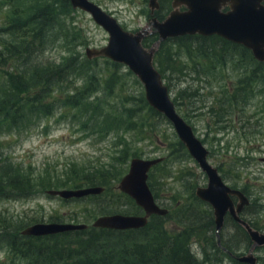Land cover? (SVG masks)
Wrapping results in <instances>:
<instances>
[{"label": "rangeland", "instance_id": "374dc122", "mask_svg": "<svg viewBox=\"0 0 264 264\" xmlns=\"http://www.w3.org/2000/svg\"><path fill=\"white\" fill-rule=\"evenodd\" d=\"M91 1L113 15L126 30L136 32L147 24V0ZM10 16L11 8L0 0V56L8 39L2 28ZM64 24L70 36H58L39 59L55 65L66 64L69 59L71 64L86 60L90 68L84 73L76 71L68 79L66 75L62 77V84L51 94L58 103L50 116L37 119L29 129L0 130L1 173L4 167H18L35 189L32 195H14L12 199L8 193L0 194V222H11L15 234L37 223L92 225L105 211L109 215H141L125 199L118 200V189L69 201L50 196L48 191L75 189L90 172L105 173L111 166L123 169V177L135 157H163L166 162L150 173L149 181L155 186L158 204L173 214L165 223L166 229L177 232L176 209L191 202L196 189L208 185V177L190 156L174 126L145 111L144 86L128 67L106 58L87 57L88 48L101 49L108 44V33L79 9H72L64 17ZM157 41L149 38L148 44ZM201 43L188 42V52L174 39L162 42L156 67L165 72V83L176 109L209 151L210 163L218 168L228 186L250 197L251 205L242 213L243 218L264 234V65L252 60V52L250 55L240 49L222 50L215 41L207 44L216 54L202 56L197 52ZM11 66L0 60V104L12 93L6 73H13L16 64ZM242 85L247 86L245 96L241 94ZM88 87L94 91L87 95L89 109L71 106L82 98L75 97L76 90ZM229 92L234 101L229 100ZM246 96L249 97L245 100ZM121 116L134 117L137 130H127L126 125L107 126ZM126 150L131 157L123 165L118 158ZM220 235L222 245L230 246L233 256L247 254L252 246L249 236L230 218ZM0 241V264H39L20 259L10 252L8 244ZM217 243L216 228H206L193 240V252L202 256L201 244L209 264H241L220 251ZM254 254L258 264H264V247H257Z\"/></svg>", "mask_w": 264, "mask_h": 264}, {"label": "trees", "instance_id": "16d2710c", "mask_svg": "<svg viewBox=\"0 0 264 264\" xmlns=\"http://www.w3.org/2000/svg\"><path fill=\"white\" fill-rule=\"evenodd\" d=\"M2 1H5V4L11 8V16L8 17L6 25L2 28L8 39L2 45L5 51L0 56V60L8 61L12 66L16 64V68L13 73H6L9 78L8 87L9 89L12 87V93L8 94L0 104V130L13 132L22 128L23 130L29 129L37 119L50 116L58 103L55 96H51V94L54 93L56 87L62 84V77L66 75V79H68L76 71L84 73L90 67L86 65V60L71 64L73 61L69 59L66 64L56 63L55 65L39 59L41 53L53 44L58 36L63 38L70 36V31L64 28V17L73 9L69 0ZM155 38L158 39V37ZM174 40L188 52L191 47L187 44L188 42L203 41L198 46L197 52L205 57L216 54L215 49H208L207 42L211 41L217 42L222 50L240 49L243 53L251 55V51L244 46L229 42L216 35L208 37L183 36ZM52 41L53 43H50ZM143 43L146 48L153 46L148 44V39ZM159 53H156L155 64L159 62ZM252 60L257 61L255 58ZM219 62L222 63L220 59ZM257 64L263 66L264 62L258 61ZM159 72L164 80L167 79L164 76L165 72L161 70ZM245 83L248 82H242V84ZM246 87L242 85L241 94L244 96ZM93 93L94 91H90V87L83 90L77 89L75 97L82 98L70 105L79 109L86 107L88 110L87 95ZM228 97L230 101H234L233 93L229 92ZM248 97L246 96L245 100ZM69 98L70 96L67 99ZM143 102L148 114L166 120L163 114L148 104L146 97L143 98ZM134 119L131 116L129 118L126 116L116 117L107 126L126 125L127 130L135 132L138 122ZM148 127L152 131L150 122ZM130 157L131 155L126 150L118 159L122 161L123 165H126ZM164 162L166 159L152 171L160 168ZM3 171V174L0 171V194L8 193L11 195L9 197L11 199L14 198V195L20 197L32 195L35 189L31 179L23 175L18 167H4ZM98 173L90 172V175L85 176L83 181L73 188L101 186L105 188L102 195L117 191L116 187L124 173L123 169L117 170L116 166H111L108 172ZM148 183L157 201L155 186L151 185L150 181ZM115 196L119 201L125 199V202L136 208V213L139 212L143 215V210L129 196L120 191ZM175 212L178 214L175 230L177 232H170L165 227L167 219L173 216L170 211L166 217L152 216L148 225L138 230L115 231L91 227L84 231L44 238L23 236L21 229L14 234L11 222L3 220L0 222V240L3 241V245L8 244L10 252L21 257L20 259L35 260L39 264H209V256L207 251H203L201 244L199 245L202 249V256L196 255L192 248L193 240L201 235L202 230L210 227L213 229L215 226L209 207L193 196L191 202L182 204ZM103 214L109 215L106 211ZM215 246L217 245L215 244ZM223 246L227 248L228 252L231 251V247L228 245L223 244ZM217 248L220 247L217 246Z\"/></svg>", "mask_w": 264, "mask_h": 264}, {"label": "water", "instance_id": "95a60500", "mask_svg": "<svg viewBox=\"0 0 264 264\" xmlns=\"http://www.w3.org/2000/svg\"><path fill=\"white\" fill-rule=\"evenodd\" d=\"M70 1L74 9L88 13L109 35L108 44L101 49L88 48L87 57L106 58L125 65L138 78L144 86L148 104L163 114L174 126L180 141L208 177V185L198 187L196 196L212 207L217 235L219 236L224 227L226 215L230 213L244 226L253 241L250 252L236 257L237 260L243 264H258L254 250L257 247H264V234L240 218L241 212L250 204V199L241 190L228 186L218 168L210 163L209 151L195 135L192 126L178 113L170 89L156 68L155 56L159 45L168 39L216 35L244 46L252 52L256 60L264 62V0H173L174 10L165 21L154 20L150 27L137 33L123 28L113 15L91 0ZM159 1L150 0L153 11L159 8ZM181 7H186L187 10L181 12ZM225 8L229 10L224 11ZM151 33H158L159 39L151 48H146L143 42ZM164 160L165 158L162 157L133 158L130 161L129 171L116 187L134 200L143 210V215H104L95 220L93 227L115 231L138 230L146 227L154 215L168 216L170 210L158 204L148 183L152 169ZM104 192V187L93 186L71 190H49L48 194L68 201L99 196ZM232 197L238 199L237 205ZM87 228V224L38 223L27 227L22 235L43 237L84 231Z\"/></svg>", "mask_w": 264, "mask_h": 264}, {"label": "flooded vegetation", "instance_id": "af4514ba", "mask_svg": "<svg viewBox=\"0 0 264 264\" xmlns=\"http://www.w3.org/2000/svg\"><path fill=\"white\" fill-rule=\"evenodd\" d=\"M148 2H149V4H148V13H149V16H148V18L146 19L147 20V24H146V26L145 27H143L141 30H138V31H136V32H134V33H137V32H139V31H142V30H144L145 28H148V27H150L151 25H152V23L154 22V20H157L158 22H163V21H165L168 17H169V15L171 14V12L174 10V7H173V0H160L159 1V8L158 9H155L154 11L151 9V7H150V0H147ZM69 2H70V4H71V1L69 0ZM71 6H72V4H71ZM73 8V7H72ZM74 9V8H73ZM187 10V8L186 7H181L180 8V11L181 12H184V11H186ZM229 10V8H225V10L224 11H228ZM154 29V27H152V30ZM129 31V30H128ZM131 32V31H130ZM155 37H158L159 38V35H158V33H151V34H149V35H147L146 37H145V39L144 40H146V39H149V38H155ZM172 39H175V38H172ZM168 40H170V39H168ZM167 41V40H166ZM252 56H253V54H252ZM254 57V56H253ZM255 58V57H254ZM232 188V187H231ZM232 189H235V188H232ZM237 190H240V189H237ZM242 191V190H241ZM245 195H246V193L244 192V191H242ZM195 195H196V191H195ZM249 199H250V197L248 196V195H246ZM197 197V196H196ZM233 198V200H234V202H235V204L237 205L238 204V199L236 198V197H232ZM204 203H206V202H204ZM207 204V206L209 207V209H210V211L212 212V215H213V218H214V212H213V209H212V207L208 204V203H206ZM251 205V199H250V204L249 205H247L245 208H244V210L241 212V214H240V218L243 220V221H245V222H248L251 226H252V224L246 219V218H243V215H242V213L245 211V209L247 208V207H249ZM227 218H230V219H232L234 222H235V225L236 226H238L239 227V229L246 235V236H249V234H248V232H247V230L244 228V226L242 225V224H240V223H238L233 217H232V215L230 214V213H228L227 215H226V217H225V222H224V227L222 228V230H221V232H220V234L221 233H223V231H224V229H225V224H226V220H227ZM214 223H215V218H214ZM82 224H85V223H82ZM88 225V228L86 229V230H88V229H90L91 227L93 228V224L92 225H89V224H87ZM215 228H216V224H215V226H214ZM252 228H254L253 226H252ZM255 229V228H254ZM256 230V229H255ZM258 231V230H257ZM76 232H78V231H76ZM68 233H72V232H68ZM65 234V233H64ZM219 234V236L217 235V233H216V236H217V238H218V243H217V246L218 247H220L222 250H223V252H225V253H227V254H229V256H232L233 258H235L236 260H237V258L236 257H239V256H233V254L232 253H230V251L228 252V250H227V248L226 247H224L223 245H222V242H223V240H222V238H221V235ZM44 237H46V236H43V237H34V238H44ZM249 238H250V236H249ZM250 240H251V238H250ZM252 241V240H251ZM252 246H253V241H252ZM252 246H251V248H252ZM230 247V246H229ZM251 248H250V250H251ZM250 250H249V252H250ZM244 255V254H243ZM242 256V255H241ZM238 261V260H237ZM239 262V261H238ZM240 263V262H239ZM241 264H243V263H241Z\"/></svg>", "mask_w": 264, "mask_h": 264}]
</instances>
